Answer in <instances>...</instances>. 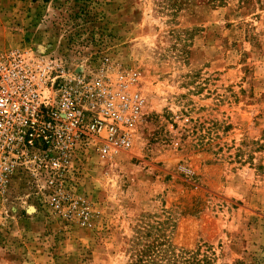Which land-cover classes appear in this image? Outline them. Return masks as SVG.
Returning <instances> with one entry per match:
<instances>
[{"label": "rangeland", "instance_id": "374dc122", "mask_svg": "<svg viewBox=\"0 0 264 264\" xmlns=\"http://www.w3.org/2000/svg\"><path fill=\"white\" fill-rule=\"evenodd\" d=\"M176 1L0 0V52L105 54L145 99L129 150L79 158L65 190L84 217L13 187L0 264H128L148 246L264 264V0Z\"/></svg>", "mask_w": 264, "mask_h": 264}, {"label": "built area", "instance_id": "2783aa9c", "mask_svg": "<svg viewBox=\"0 0 264 264\" xmlns=\"http://www.w3.org/2000/svg\"><path fill=\"white\" fill-rule=\"evenodd\" d=\"M79 54L0 52V203L19 184L53 214L82 218L65 190L79 158L131 148L145 110L137 73Z\"/></svg>", "mask_w": 264, "mask_h": 264}, {"label": "trees", "instance_id": "16d2710c", "mask_svg": "<svg viewBox=\"0 0 264 264\" xmlns=\"http://www.w3.org/2000/svg\"><path fill=\"white\" fill-rule=\"evenodd\" d=\"M228 0H208L210 3H222ZM173 0L171 5H175ZM199 253L177 251L173 248L158 250L150 246L142 248L134 253L128 264H210L207 256L199 257Z\"/></svg>", "mask_w": 264, "mask_h": 264}]
</instances>
